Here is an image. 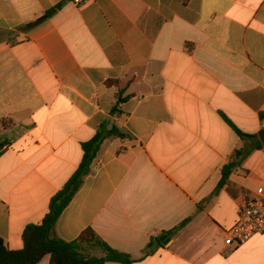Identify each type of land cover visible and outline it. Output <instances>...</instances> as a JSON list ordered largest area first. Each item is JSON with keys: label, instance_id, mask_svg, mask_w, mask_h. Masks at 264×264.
Returning a JSON list of instances; mask_svg holds the SVG:
<instances>
[{"label": "crops", "instance_id": "0c3cea01", "mask_svg": "<svg viewBox=\"0 0 264 264\" xmlns=\"http://www.w3.org/2000/svg\"><path fill=\"white\" fill-rule=\"evenodd\" d=\"M103 124L125 137L101 146L58 238L92 229L133 264H264V235L225 243L264 189V148L220 188L236 152L257 145L232 124L264 130V0H0V238L9 250L43 223Z\"/></svg>", "mask_w": 264, "mask_h": 264}, {"label": "trees", "instance_id": "16d2710c", "mask_svg": "<svg viewBox=\"0 0 264 264\" xmlns=\"http://www.w3.org/2000/svg\"><path fill=\"white\" fill-rule=\"evenodd\" d=\"M181 1L187 4L190 0ZM61 7L60 5L48 11L28 27L35 26L51 18ZM118 112L117 108H114L112 115ZM232 127L242 139H256L257 145L254 149H242L236 152L235 157L222 171L223 176L220 188L242 166L253 150L264 148L258 136L246 135L233 124ZM112 137L124 138L125 135L117 127L109 129L106 124H103L99 127L95 136L89 142L82 145L84 156L80 167L64 188L51 200L50 211L43 223L27 227L24 233V248L20 251L9 250L4 240L0 238V264H39L46 256L51 257V264H106L108 262L133 264L130 255L117 251L102 242L92 229L82 233L79 239L73 242H66L55 235V228L59 218L80 191L85 179L90 175L92 165L101 146L107 139ZM4 146H0V157L3 154ZM85 246L100 248L105 256L101 258L96 257L86 252Z\"/></svg>", "mask_w": 264, "mask_h": 264}, {"label": "built area", "instance_id": "2783aa9c", "mask_svg": "<svg viewBox=\"0 0 264 264\" xmlns=\"http://www.w3.org/2000/svg\"><path fill=\"white\" fill-rule=\"evenodd\" d=\"M264 235V189L247 201L240 210L238 224L225 233L227 246L240 247L256 236Z\"/></svg>", "mask_w": 264, "mask_h": 264}, {"label": "water", "instance_id": "95a60500", "mask_svg": "<svg viewBox=\"0 0 264 264\" xmlns=\"http://www.w3.org/2000/svg\"><path fill=\"white\" fill-rule=\"evenodd\" d=\"M260 140L262 142V144L264 145V130L259 134ZM173 236V233H169L167 235H163L162 237H160L153 245L156 246L159 243H166L168 240H170V238Z\"/></svg>", "mask_w": 264, "mask_h": 264}]
</instances>
